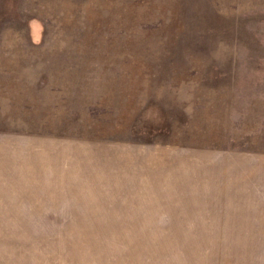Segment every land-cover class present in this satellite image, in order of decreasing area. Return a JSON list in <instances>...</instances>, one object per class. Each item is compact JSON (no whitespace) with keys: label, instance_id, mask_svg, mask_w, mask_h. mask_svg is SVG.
<instances>
[{"label":"rangeland","instance_id":"1","mask_svg":"<svg viewBox=\"0 0 264 264\" xmlns=\"http://www.w3.org/2000/svg\"><path fill=\"white\" fill-rule=\"evenodd\" d=\"M0 264H264V0H0Z\"/></svg>","mask_w":264,"mask_h":264}]
</instances>
